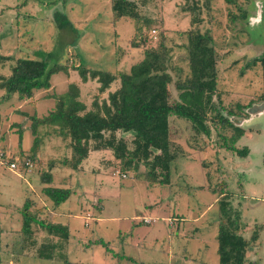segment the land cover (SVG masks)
<instances>
[{
	"label": "rangeland",
	"instance_id": "obj_1",
	"mask_svg": "<svg viewBox=\"0 0 264 264\" xmlns=\"http://www.w3.org/2000/svg\"><path fill=\"white\" fill-rule=\"evenodd\" d=\"M193 2H197L202 18L197 27L202 33L209 32L220 56L215 100L226 110H236V103L252 107L262 104L260 66L246 69V65L264 56V0H211L208 8L203 0H153V5L140 9L142 16L155 21L143 30L148 36L146 45L156 46L159 34H164L166 46L172 48L169 70L178 67L185 78L189 71L183 48L186 39L181 34L193 26L192 13L181 11ZM244 12L247 19H239ZM56 13L68 17L72 28L59 30L53 20ZM134 34L129 21H113L110 0H0V57L6 58L0 60V76L7 78L20 58L69 68L67 73L51 77L55 90L43 93L42 110L34 98L19 101L13 96L0 103V147L10 149L11 154L22 153L20 147L24 145L31 148V117L46 116L55 108L57 98L68 89L66 79L77 82L80 99L88 109L94 100L105 99L118 82L100 95L96 80L83 83L72 68L127 72L143 57L144 48L135 49L131 44ZM3 94L0 90V98ZM243 112L247 123L241 125L244 134L235 148H246V157L220 147V136H196L188 124L173 119L170 142L177 159L170 167L169 184L150 185L144 178V165L136 173L125 174L126 178L121 177L124 173H107L104 164L111 160L109 153L91 152L82 165L86 173H72L58 165L52 169L51 186L73 191L56 210L42 193L48 185L39 172L49 170L51 160L69 158L70 151L61 138L40 127L45 141L30 172L0 169V264H63L57 258L47 261L35 257L41 246L57 241L47 237L39 224H33V235L26 241L34 244L23 249L21 211L27 202L37 220L69 227L70 244L64 251L55 248L54 254H61L71 264H218L220 193L226 194L232 209L241 213L243 237L249 239L254 232L259 235L247 253V261L264 264V112L252 117L246 109ZM224 114L228 116L227 111ZM20 126L21 143L17 134ZM118 136L128 142L132 139L130 134ZM26 148L24 154L28 155ZM140 222L145 225H138ZM98 241L107 245L103 247Z\"/></svg>",
	"mask_w": 264,
	"mask_h": 264
},
{
	"label": "trees",
	"instance_id": "obj_2",
	"mask_svg": "<svg viewBox=\"0 0 264 264\" xmlns=\"http://www.w3.org/2000/svg\"><path fill=\"white\" fill-rule=\"evenodd\" d=\"M210 1L203 0V5L208 8ZM148 5H153V0H110L113 21L115 23L122 19L129 21L135 28L131 40L133 48H144L142 59L132 64L127 72L113 74L74 66L72 68L78 71L81 82L96 80L100 85L98 88L100 95L109 90L111 84L118 82L115 90L109 91L101 102L94 100L88 109L80 99L79 85L76 81L70 82L66 93L57 98L53 110L42 118L35 115L31 117V134L34 139L28 155L24 154L21 147L22 153H17L18 155L11 154L8 148L0 147L3 159L17 160L23 173L25 162L35 164L33 163L36 161L35 156L43 149L42 143L45 140L42 139L40 127L44 126L48 129L47 133H52L54 137L57 136L65 142L70 157L51 160L47 164L49 170L39 172L42 182L48 185L42 189V193L51 201L55 210L70 198L73 191L51 186L52 169L58 165L69 168L72 173H86L82 165L91 152L109 153L108 157L110 156L111 160L104 164L107 173L115 172L117 175L124 173L121 177L126 178L125 174L136 173L140 165H144L146 168L144 178L150 185L169 184L170 167L177 159L170 142V121L173 119L188 124L196 136L211 138L213 133L220 136L222 139L220 147L240 157H246L248 154L246 148L242 150L235 148L244 130L234 125L231 117H246L243 111L251 105L242 106L236 103V110L232 108L226 110L221 108L218 99L215 100V94L218 98L216 88L220 56L212 43L213 38L208 35L209 32L202 33L197 27L202 21L198 15L197 2L186 4V8L183 7L181 11L192 13L190 23L193 26L186 34H181L186 39L183 48L189 71L183 79L180 68L174 67L175 70H169L172 48L166 46L164 34H159L156 46L146 45L149 41L143 30L155 23L148 16L141 15L140 9ZM238 17L246 20L247 14L244 12ZM53 20L58 23L59 30L73 26L69 18L62 13H56ZM5 59L0 57L1 61ZM257 65L261 69L263 85L259 103H264V56L248 62L246 69ZM68 70L66 65L49 67L46 60L20 58L11 67V73L7 78L0 76V90L4 93L0 103L7 102L13 96L19 101L32 100L35 93L51 88L50 79L53 75L67 73ZM173 76L176 77L175 81ZM173 92L177 96H174ZM225 111L228 116L224 114ZM225 132L230 135L225 136ZM22 133L20 126L17 133L19 143L22 140ZM119 134H130L132 139L128 142L118 136ZM37 166H40L39 162ZM220 194L221 198L217 200L218 264H252L247 261V253L255 246L253 243L259 235L254 232L249 239L243 237L241 213L232 209L226 194ZM29 208L27 202L21 211L23 220L19 238L22 239L23 249L34 244L26 241L33 235V224H39L46 231L47 237L57 238V241L47 242L43 248L41 246L42 249L37 250L35 257L47 261L57 258L63 264H71L61 254H54L55 248L61 247L64 251L70 244L69 227L58 223L45 224L37 220ZM175 222L178 223L179 220L175 219ZM138 225L145 224L140 222ZM96 243L103 247L107 245L99 241Z\"/></svg>",
	"mask_w": 264,
	"mask_h": 264
},
{
	"label": "built area",
	"instance_id": "obj_3",
	"mask_svg": "<svg viewBox=\"0 0 264 264\" xmlns=\"http://www.w3.org/2000/svg\"><path fill=\"white\" fill-rule=\"evenodd\" d=\"M2 156H3L2 153H0V169H4L6 171L17 172L19 169L18 161L17 160L15 161L4 160ZM31 167H32L31 162L29 161L25 162V164L23 165V172L29 173Z\"/></svg>",
	"mask_w": 264,
	"mask_h": 264
},
{
	"label": "water",
	"instance_id": "obj_4",
	"mask_svg": "<svg viewBox=\"0 0 264 264\" xmlns=\"http://www.w3.org/2000/svg\"><path fill=\"white\" fill-rule=\"evenodd\" d=\"M264 112V103L260 105H254L253 107L246 110V113L252 117L253 115H261ZM231 121L233 122L234 125L241 127V125H244L247 123L243 118H238V117H231Z\"/></svg>",
	"mask_w": 264,
	"mask_h": 264
},
{
	"label": "crops",
	"instance_id": "obj_5",
	"mask_svg": "<svg viewBox=\"0 0 264 264\" xmlns=\"http://www.w3.org/2000/svg\"><path fill=\"white\" fill-rule=\"evenodd\" d=\"M52 82V81H51ZM51 82H50V84H51ZM68 84H69V80H65V88L67 89V86H68ZM54 87V85H52L51 86V90H55V88H53ZM45 91H41V92H38V93H35V95H34V99H36L37 101H40V103H38L37 104V106H41V108H39V110H42L43 108H44V100H40L41 99V97H42V95H43V93H44ZM65 92V91H64ZM16 98V97H15ZM17 99V98H16ZM36 107V106H35ZM37 108V107H36ZM48 113V112H47ZM47 115V114H46ZM42 117H44V116H38V118H42ZM10 129V128H9ZM16 129V128H15ZM15 131V130H14ZM9 132H12L13 133V135H15L14 134V132H13V130L12 129H10V131ZM18 133V132H17ZM24 141H25V139H24ZM23 141V142H24ZM25 143V142H24ZM25 147H27L28 148V146H26V145H24V148ZM24 148H22V150L24 151ZM26 148V149H27ZM29 149V148H28ZM96 159V158H95ZM30 177V176H29ZM31 178V177H30ZM95 196V195H94ZM146 208V207H145ZM103 211V207H102V210H101V212ZM144 215H146V214H144ZM151 218V217H150ZM151 219H154V218H151ZM156 223H152V225L151 226H154ZM148 227V226H147ZM139 246V245H138Z\"/></svg>",
	"mask_w": 264,
	"mask_h": 264
}]
</instances>
